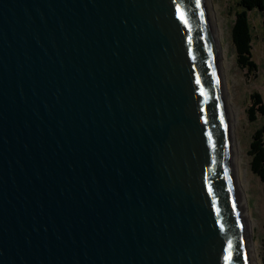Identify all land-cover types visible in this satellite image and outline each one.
I'll list each match as a JSON object with an SVG mask.
<instances>
[{"label":"water","instance_id":"95a60500","mask_svg":"<svg viewBox=\"0 0 264 264\" xmlns=\"http://www.w3.org/2000/svg\"><path fill=\"white\" fill-rule=\"evenodd\" d=\"M221 59L210 0H0V264H257Z\"/></svg>","mask_w":264,"mask_h":264},{"label":"rangeland","instance_id":"374dc122","mask_svg":"<svg viewBox=\"0 0 264 264\" xmlns=\"http://www.w3.org/2000/svg\"><path fill=\"white\" fill-rule=\"evenodd\" d=\"M236 2L237 0H212L218 24L223 30L221 44L226 53L224 61L225 84L237 114L235 134L240 141L238 148L242 155L240 176L246 183L244 195L248 201L251 216L258 224L255 227L254 237L259 238L261 244L264 231L263 188L260 179L250 170L247 152L253 132L264 125V115H260L255 121L250 122L247 118L246 107L250 104V93L253 91H259L264 100V28L262 27L261 15L255 11L250 12L254 34L253 58L258 64L259 71L256 77L247 76L245 71L240 69L236 63L230 36L235 10L237 9ZM258 250L259 260L256 259L257 264H264L262 245H259Z\"/></svg>","mask_w":264,"mask_h":264},{"label":"trees","instance_id":"16d2710c","mask_svg":"<svg viewBox=\"0 0 264 264\" xmlns=\"http://www.w3.org/2000/svg\"><path fill=\"white\" fill-rule=\"evenodd\" d=\"M236 6L230 30L235 60L238 67L244 70L247 76L256 77L259 68L253 58L254 34L250 12L257 11L264 14V0H237ZM246 114L250 122L255 121L260 115H264V100L259 91L250 93V104L246 107ZM247 153L250 170L260 179L264 196V125L253 132ZM261 245L264 252V231Z\"/></svg>","mask_w":264,"mask_h":264},{"label":"bare ground","instance_id":"6f19581e","mask_svg":"<svg viewBox=\"0 0 264 264\" xmlns=\"http://www.w3.org/2000/svg\"><path fill=\"white\" fill-rule=\"evenodd\" d=\"M210 5H211L212 12H213V15H214V21H215L217 35H218V39H219L220 53H221V58H222L221 59V64H222V68H223L222 71H223V75L225 76L226 71L224 69V61H225V58H226V53H225L224 48H222V44H221L223 30L220 27V25L218 24V20H217V17H216V13H215V10H214V7H213L212 0H210ZM227 93H228V90H227ZM228 95H229V93H228ZM228 103H229V106H230L232 124L234 125L233 126V131H234L233 134H234V147H235V152H236V155H237L236 156L237 157L236 160H237L238 166L240 167L241 166V162H242V155H241V152L239 151V148H238V145H237L236 139H235V137H236V134H235V124L236 123L235 122H236V119H237V114L235 112L234 106L231 103L230 95H229V101H228ZM240 185H241V188H242V191H243V201H244V204H245L246 203V199H245L244 192H245V188H246V183L243 180V178H241V177H240ZM245 209H246V207H245ZM246 214L248 216L249 229L252 231V234H253V231H254V235H253V237H254L255 236V227L258 225L257 224V221H255L252 218L251 212L249 210H247V209H246ZM259 245H261L260 244V239L254 237V242L252 243V250H253V253H254V255H255V257H256L257 260H259L258 259V252H259L258 249H259ZM257 260H256V263H257Z\"/></svg>","mask_w":264,"mask_h":264},{"label":"crops","instance_id":"0c3cea01","mask_svg":"<svg viewBox=\"0 0 264 264\" xmlns=\"http://www.w3.org/2000/svg\"><path fill=\"white\" fill-rule=\"evenodd\" d=\"M257 12V11H255ZM259 15H261V21H262V27L264 28V14H260L259 12H257Z\"/></svg>","mask_w":264,"mask_h":264}]
</instances>
